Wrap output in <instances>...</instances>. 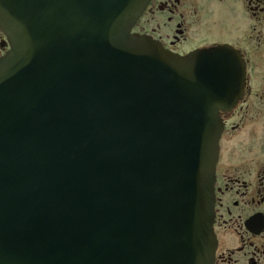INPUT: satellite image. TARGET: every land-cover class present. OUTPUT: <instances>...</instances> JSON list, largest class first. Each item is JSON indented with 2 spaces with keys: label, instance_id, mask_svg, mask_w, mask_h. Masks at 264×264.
I'll return each instance as SVG.
<instances>
[{
  "label": "water",
  "instance_id": "1",
  "mask_svg": "<svg viewBox=\"0 0 264 264\" xmlns=\"http://www.w3.org/2000/svg\"><path fill=\"white\" fill-rule=\"evenodd\" d=\"M152 0H0V264H213L229 47L132 34Z\"/></svg>",
  "mask_w": 264,
  "mask_h": 264
},
{
  "label": "flooded vegetation",
  "instance_id": "2",
  "mask_svg": "<svg viewBox=\"0 0 264 264\" xmlns=\"http://www.w3.org/2000/svg\"><path fill=\"white\" fill-rule=\"evenodd\" d=\"M132 33L182 57L229 47L239 58L242 97L220 115L213 264H264V0H152ZM9 50L0 29V59Z\"/></svg>",
  "mask_w": 264,
  "mask_h": 264
},
{
  "label": "rangeland",
  "instance_id": "3",
  "mask_svg": "<svg viewBox=\"0 0 264 264\" xmlns=\"http://www.w3.org/2000/svg\"><path fill=\"white\" fill-rule=\"evenodd\" d=\"M210 9H212V7H210ZM228 24H229V21H227V20H223L222 23H219L218 27L223 26V27H221V28H225V26H228ZM224 25H225V26H224Z\"/></svg>",
  "mask_w": 264,
  "mask_h": 264
}]
</instances>
